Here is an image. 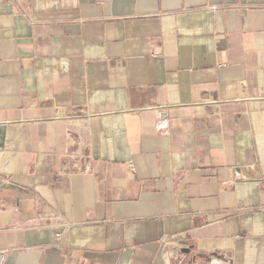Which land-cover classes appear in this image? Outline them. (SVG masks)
<instances>
[{"label":"crops","instance_id":"obj_1","mask_svg":"<svg viewBox=\"0 0 264 264\" xmlns=\"http://www.w3.org/2000/svg\"><path fill=\"white\" fill-rule=\"evenodd\" d=\"M0 264H264V0H0Z\"/></svg>","mask_w":264,"mask_h":264},{"label":"built area","instance_id":"obj_2","mask_svg":"<svg viewBox=\"0 0 264 264\" xmlns=\"http://www.w3.org/2000/svg\"><path fill=\"white\" fill-rule=\"evenodd\" d=\"M131 167L133 168V165H131Z\"/></svg>","mask_w":264,"mask_h":264}]
</instances>
